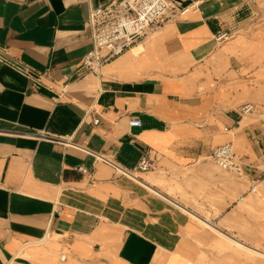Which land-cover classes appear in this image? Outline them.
<instances>
[{"label":"crops","instance_id":"obj_1","mask_svg":"<svg viewBox=\"0 0 264 264\" xmlns=\"http://www.w3.org/2000/svg\"><path fill=\"white\" fill-rule=\"evenodd\" d=\"M109 1L0 0V264H264V120L238 110L256 89L203 74L264 0H170L199 6L90 73ZM227 143L243 183L211 158Z\"/></svg>","mask_w":264,"mask_h":264},{"label":"built area","instance_id":"obj_2","mask_svg":"<svg viewBox=\"0 0 264 264\" xmlns=\"http://www.w3.org/2000/svg\"><path fill=\"white\" fill-rule=\"evenodd\" d=\"M198 6L199 3H194L188 7L179 8L170 0H112L92 9L88 22L92 35V49L85 57L84 68L90 73H99L106 63L130 50L138 39L150 31L161 28L171 13L185 16ZM232 38V33L227 32L218 35L215 40L217 43H225ZM67 89L66 87L65 92ZM252 111L254 106L250 104L242 109L245 115ZM94 124L98 125L99 120L94 121ZM129 125L137 128L143 126L142 121L136 118L131 119ZM211 158L221 169L239 177L245 176V169L236 157L232 143L216 147ZM115 169L120 170L118 167ZM151 169V159L147 153L138 170L146 173ZM120 172L129 174L123 170ZM257 189V185L252 187L253 191ZM63 259H66V256H63Z\"/></svg>","mask_w":264,"mask_h":264},{"label":"rangeland","instance_id":"obj_3","mask_svg":"<svg viewBox=\"0 0 264 264\" xmlns=\"http://www.w3.org/2000/svg\"><path fill=\"white\" fill-rule=\"evenodd\" d=\"M263 30L264 22L263 18H260L257 19L256 22H252L250 26L245 23L241 30L232 32L233 38L230 41L220 44L217 43L218 49H220L219 51H224V54L221 57H216V55H213L211 59L210 69H207L206 73H203L204 77L214 78L216 79L215 81L221 83V85L223 84L225 86V89L226 86L228 89H230V86H232V82H239L240 80L245 84H247L249 81L250 85L256 89L257 99H250L249 101L245 100L239 103L240 106L238 107V110L241 113L242 119L244 117L254 115L255 117H257V119L264 120V97H261L264 96V86L257 85V80H254L255 75L253 72V68H251L250 70L249 66L251 63H256V67L258 69L264 66V54L259 51V46L262 45V38L258 39L257 37V35H259V33ZM235 43L239 47V49H237V52H233L235 50L231 49V47ZM228 47H230V49ZM254 49L256 50L255 54ZM255 73H257V71ZM215 81H211V83L215 85ZM248 104L254 106V111H252L250 114L245 115L242 112V109ZM222 173L227 176H230L231 179L233 178L239 181L240 183H243L244 177L232 175L225 171H222ZM253 195L258 198H261L262 200L264 199V197H260L261 192L259 191ZM252 210L254 213L253 215H251V219L254 215L256 217L259 214H257V208H252ZM200 225L204 229L207 228L211 230L205 225ZM250 231V233H254L255 230ZM239 246L243 249L248 250L247 248L242 247L241 245Z\"/></svg>","mask_w":264,"mask_h":264}]
</instances>
